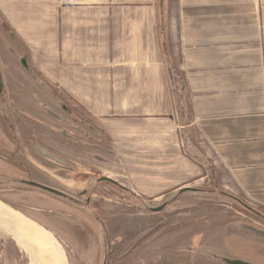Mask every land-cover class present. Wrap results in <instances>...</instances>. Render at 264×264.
<instances>
[{"label":"crops","instance_id":"crops-1","mask_svg":"<svg viewBox=\"0 0 264 264\" xmlns=\"http://www.w3.org/2000/svg\"><path fill=\"white\" fill-rule=\"evenodd\" d=\"M0 43L88 129L97 181L153 200L213 183L264 212V0H0ZM135 163L150 183L118 182ZM16 225L0 206V234ZM42 239L1 258L49 264Z\"/></svg>","mask_w":264,"mask_h":264},{"label":"rangeland","instance_id":"rangeland-1","mask_svg":"<svg viewBox=\"0 0 264 264\" xmlns=\"http://www.w3.org/2000/svg\"><path fill=\"white\" fill-rule=\"evenodd\" d=\"M8 55L0 61V206L17 225L0 234V264H17L1 258L3 247L20 243L16 255L26 254L24 246L32 249L43 234L49 264H264V212L212 182L209 191L153 200L97 181L99 166L88 163L94 144L88 129L77 127L71 108L27 91L31 79ZM144 166L135 163L138 171L118 182L150 183Z\"/></svg>","mask_w":264,"mask_h":264},{"label":"water","instance_id":"water-1","mask_svg":"<svg viewBox=\"0 0 264 264\" xmlns=\"http://www.w3.org/2000/svg\"><path fill=\"white\" fill-rule=\"evenodd\" d=\"M0 89H1V86H0ZM224 261L227 264H252V263H247V262L240 261V260H226V259H224Z\"/></svg>","mask_w":264,"mask_h":264},{"label":"trees","instance_id":"trees-1","mask_svg":"<svg viewBox=\"0 0 264 264\" xmlns=\"http://www.w3.org/2000/svg\"><path fill=\"white\" fill-rule=\"evenodd\" d=\"M162 1L163 0H160V3H162ZM106 182H108L109 184H111L113 187L115 186V187H117V188H121V187H119L117 184H115L114 182H112V181H110V180H105ZM215 186V185H214ZM217 187L215 186V189H216ZM207 191H209V190H207ZM187 192V191H186ZM193 192H198V193H201V192H203V191H193Z\"/></svg>","mask_w":264,"mask_h":264},{"label":"flooded vegetation","instance_id":"flooded-vegetation-1","mask_svg":"<svg viewBox=\"0 0 264 264\" xmlns=\"http://www.w3.org/2000/svg\"><path fill=\"white\" fill-rule=\"evenodd\" d=\"M47 190V189H46Z\"/></svg>","mask_w":264,"mask_h":264}]
</instances>
